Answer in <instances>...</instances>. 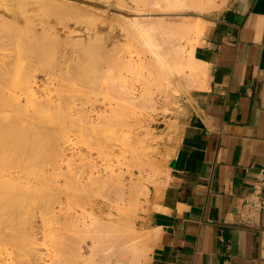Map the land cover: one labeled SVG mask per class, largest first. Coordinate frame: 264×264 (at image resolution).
Returning <instances> with one entry per match:
<instances>
[{"label":"rangeland","instance_id":"1","mask_svg":"<svg viewBox=\"0 0 264 264\" xmlns=\"http://www.w3.org/2000/svg\"><path fill=\"white\" fill-rule=\"evenodd\" d=\"M26 1L0 0V264H144L149 198L204 73L194 49L229 0L194 1L174 45L132 21L137 0Z\"/></svg>","mask_w":264,"mask_h":264},{"label":"crops","instance_id":"2","mask_svg":"<svg viewBox=\"0 0 264 264\" xmlns=\"http://www.w3.org/2000/svg\"><path fill=\"white\" fill-rule=\"evenodd\" d=\"M194 59L144 264H264V0H229Z\"/></svg>","mask_w":264,"mask_h":264},{"label":"bare ground","instance_id":"3","mask_svg":"<svg viewBox=\"0 0 264 264\" xmlns=\"http://www.w3.org/2000/svg\"><path fill=\"white\" fill-rule=\"evenodd\" d=\"M17 1H18V0H17ZM25 1H26V0H25ZM35 1H36V0H35ZM38 1L41 2L40 4H42V6H44L45 4H46V5H47V4H48V5H53V4H51V3L49 2V0H47V1H46V0H42L43 2H42L41 0H38ZM44 1H46L47 3H45ZM50 1H52V0H50ZM53 1H54V0H53ZM53 1H52V3H53ZM56 1H57V0H55V2H56ZM120 1H121V0H120ZM125 1H126V0H125ZM125 1H124V2H125ZM137 1H138L139 3H137ZM137 1L135 0V3H137L138 5H139V4H140V5L143 4V5H145V6H144V7H143V6L141 7V6H138V5L136 4V5H137V7H135V9H136V13L134 14L135 18H132V21H133L135 24H137V25H139V26L141 27V26H143L144 22L141 21V23H140V20H141V19H144L143 17H145V16L148 17V18L150 17L151 21L153 22V23H152L153 26L156 27V28H155V27H154V28L157 29V30L159 31V33L162 32V34L164 33V34H166V35H167V33H168V34H171V37H169L170 35L167 37L168 39H169V38L172 39V36H175L174 34H175V31H177V29L179 30V33H180L179 35H181V34L184 32V36H185V33H187V32H185V31L189 30L190 28L196 29V25L198 24V23H196V22H198V21H197V18H196V21H195L194 18H193V20L195 21L194 23H196V25H195L194 23H192V24H194V25H192V26H195V27H192L191 24H189V25L187 24V25L190 26V27H188L187 25L184 24V26H183V28H182V26H181L179 23H182V21H183V22L186 21L188 18L185 20V18H181V17H186V16L188 15L187 12H186V9H187V8L189 9L188 6H190L192 9L194 8V7L192 6L194 1H195V3H196L197 1H199V2H197V3L199 4V5H198L199 7H200V4H201V6H203L202 4L205 3L204 0H192V1H190V0H137ZM202 1H203V3H201ZM209 1H210V0H207V1H206V2H208V3H206V4H207V9L210 7L211 3H212L214 0L211 1L210 3H209ZM215 1H216V0H215ZM215 1H214V3H215ZM8 2H9V1H8ZM15 2H16V0H11V5H12V7H13V5L15 4ZM31 2H34V0H33V1H32V0H27L26 3H25V2H24V3L27 5V4H31ZM39 2H38V3H39ZM107 2H108V1H107ZM124 2H123V3H124ZM133 2H134V1H133ZM44 3H45V4H44ZM58 3H59V1H57V4H58ZM118 3H119V1H118ZM195 3H194V5L197 4V3H196V4H195ZM3 4H4V3H3ZM61 4H64V3L61 2ZM61 4H60V5H61ZM121 4H122V3H121ZM127 4H128V3H127ZM8 5H9V3H8ZM8 5H7V9H10L11 6H10V5L8 6ZM54 5H55V4H54ZM60 5H59V6H60ZM64 5H65V4H64ZM64 5H62L63 9H64L65 6L67 5L69 8H70V7H73V11H74V10L77 11L76 9H74V6H76V5H74V4H73L74 6H71L72 4H70V6H69L68 4H66L65 6H64ZM104 5H105V4H104ZM122 5H123V4H122ZM212 5H214V4L212 3ZM212 5H211V6H212ZM215 5H216V4H215ZM3 6H4V5H3ZM42 6H41V7H42ZM154 6H155V7H154ZM157 6H158V8H157ZM198 6L196 5L195 7H198ZM204 6H205V5H204ZM57 7H58V5H57ZM60 7H61V6H60ZM60 7H58V8L60 9ZM62 7H61V8H62ZM68 7H67V8H68ZM76 7H77V9H79L78 6H76ZM79 7H80V6H79ZM199 7H198L197 9H201V10H202V8H201V7L199 8ZM213 7H214V6H212V8H213ZM21 8H22V7H21ZM43 8H44V7H43ZM93 8H94V7H93ZM191 8H190V9H191ZM205 8H206V7H205ZM11 9H12V8H11ZM65 9H66V8H65ZM84 9H86L85 6H84ZM97 9H98V8H97ZM197 9L194 8L193 10H197ZM51 10H52V9H51ZM67 10H69V9H67ZM70 10H72V8H70ZM89 10H90V9H89ZM102 10H103V9H102ZM208 10H210V9H208ZM44 11H45V10H44ZM75 11H74V13H75ZM80 11H82V9H81ZM173 11H174V12H173ZM45 12H46V11H45ZM45 12H44V13H45ZM55 12H56V11H55ZM69 12H70V11H69ZM77 12H78V11H77ZM77 12H76V13H77ZM90 12H91V11H90ZM92 12H93V11H92ZM101 12H102V11H101ZM5 13H6V12H5ZM71 13H72V11H71ZM94 13H95V12H94ZM196 13H197V12H196ZM199 13H200V12H199ZM199 13H198V15H199ZM98 14H99V12H98ZM58 15H59V14H58ZM118 15H119V14H118ZM191 15H193V14L191 13ZM131 16H132V15H131ZM141 16H143V17H142L141 19H139V17H141ZM170 16H172V17H170ZM173 16L180 17V18H177L178 20H177V19L174 20V19H173ZM196 16H197V15H196ZM27 17H28V16H27ZM146 17H145V18H146ZM155 17H156V18H155ZM158 17H159V18H158ZM167 17H170V18L168 19ZM120 18H121V17H120ZM120 18H119V19H120ZM127 18H128V17H127ZM92 19H93V18H92ZM110 19H111V18H110ZM122 19H123V18H122ZM122 19H121V20H122ZM189 19H190V18H189ZM198 19H199V18H198ZM111 20H113V19H111ZM129 21H131V20L128 19V22H129ZM132 21H131V22H132ZM103 22H104V21H103ZM133 22H132V23H133ZM186 22H188V20H187ZM118 23H119V22H118ZM132 23L129 22L128 24L131 25ZM142 23H143V24H142ZM175 23H178L177 26H178V25H180V26H179V27H176V26H175ZM188 23H189V22H188ZM149 24H150V23H149ZM149 24H148V25H149ZM137 25H136V26H137ZM198 25H199V24H198ZM118 26H119V25H118ZM133 26H135V25H133ZM136 26H135V27H136ZM153 26H151V29H152V30H153ZM186 26H187V27H186ZM66 27H67V26H66ZM143 27H146L145 24H144ZM157 27H160V28H157ZM136 29H137V28H136ZM142 29H144V28H142ZM183 29H184V30H183ZM185 29H186V30H185ZM193 29H192V30H193ZM197 29H198V28H197ZM71 31H73V30H71ZM139 31H140V30H139ZM142 31H143V30H141V32H142ZM189 31H191V30H189ZM68 32H69V31H68ZM155 32H157V31H155ZM165 32H166V33H165ZM177 32H178V31H177ZM177 32H176V34H178ZM181 32H182V33H181ZM195 32H196V31H195ZM157 33H158V32H157ZM173 33H174V34H173ZM189 33H191V32H188V34H189ZM197 33H198V31H197ZM160 34H161V33H160ZM172 34H173V35H172ZM199 34H200V33H199ZM153 35H154V34H153ZM153 35H152V36H153ZM157 35H158V34H156V36H157ZM166 35H165V36H164V35H160L161 37L164 36V37H162V40H163V39H165V40L167 39V38H165ZM186 35H187V34H186ZM156 36H155V37H156ZM176 36H177V35H176ZM184 36H182V37H184ZM161 37H160V38H161ZM173 38H174V37H173ZM179 38H181V36H180ZM170 39H169V40H170ZM175 39L177 40V38H175ZM182 39H183V38H181V40H182ZM172 40H174V39H172ZM172 40H170L169 43H173V42H171ZM72 42H73V40H72ZM167 42H168V41H166V42L163 41V42L161 43V41H160L161 45L165 43L163 46H166V47H168V49H169V46H167V44H166ZM177 42H178V41H177ZM174 43H176L175 40H174ZM174 43H173V45H174ZM181 44H183V43H181ZM74 45H75V44H74ZM169 45H170V44H169ZM114 46H115V45H114ZM171 46H172V44L170 45V49H169V50L173 51L172 49H174V48L171 49ZM175 46H176V44H175ZM172 47H173V46H172ZM167 51H168V50H167ZM173 52H177V49H176V50L174 49ZM173 52H172V53H173ZM169 54H170V52H169ZM169 54H168V55H169ZM173 55H174V54H173ZM176 55H177V53H176L174 56H176ZM169 56H171V55H169ZM172 57H173V56H172ZM177 57H178V56H177ZM165 58H166V57H165ZM168 58L171 60L170 57H168ZM167 61H168V59H167ZM167 61H166V62H167ZM174 61H175V60H174ZM176 61H177V60H176ZM164 63H165V62H164ZM96 74H97V73H95L94 76H96ZM98 74H99V73H98ZM92 76H93V75H92ZM96 77L98 78V76H96ZM88 78H89V77H88ZM90 78H91V77H90ZM97 78H94L93 81H96ZM92 79H93V78H91V83L93 82ZM139 182H140V181H139ZM136 184H137V183H136ZM130 187H131V186H130ZM136 187H137V186H136ZM139 187H140V186H139ZM139 187H138V188H139ZM133 188H134V187H133ZM132 190H133V189H132ZM132 190H130V191H132ZM120 195H121V194H120ZM135 195H137V194H135ZM121 197H122V196H121ZM130 198H131V197H130ZM130 198H129V199H130ZM132 216H133V215H132ZM102 223H103V222H102ZM113 223H114V222H113ZM104 224H105V223H104ZM107 228H108V227H107ZM115 236H116V235H115ZM115 236H111V238L113 237V238L115 239ZM119 237H120V236H119ZM101 238H102V237H101ZM109 239H110V238H109ZM119 239H120V238H119ZM121 239H122V238H121ZM121 239H120V241H121ZM110 240H112V239H110ZM117 240H118V238H117ZM123 240H124V238H123ZM123 240H122L121 242H123ZM103 241H104V240H103ZM115 241H116V239H115ZM115 241H114V242H115ZM100 242H101V239H100ZM121 242H118V244H117V243H115V244L118 245V246L116 245V246L118 247V251L121 252V253H124L125 246H126L127 244H128L127 246H130V244H129V243H126V241L124 240V242H125V244H126V245L124 244V245H125V246H124V245H122L124 242H123V243H121ZM127 242H128V241H127ZM98 243H99V242H98ZM110 243L112 244V242H110ZM111 244H110V245H111ZM133 245H136V244L133 243ZM143 245H144V244H143ZM127 246H126V247H127ZM131 246H132V245H131ZM136 246H137V245H136ZM136 246H135V247H136ZM113 247H115V245H114ZM109 248H110V247H109ZM111 248H112V247H111ZM127 248H128V247H127ZM130 248H132V247H129V248H128V252H130V250H131ZM140 249H141V248H140ZM142 249H143V248H142ZM108 250H110V249H108ZM135 251H137V249L134 250V251H133V249H132V252H135ZM141 251H142V250H141ZM107 253H108V252H107ZM107 253H106V254H107ZM137 253H138V252H137ZM125 254H126V253H125ZM127 254H128V253H127ZM129 254H131V252H130ZM131 255L133 256L134 254H131ZM106 256H107V255H106ZM121 256H122V255H121ZM132 256L130 257V255H129V258L132 259ZM134 256H135V255H134ZM139 256H140V255H139ZM113 257L116 258V259L118 258V256H117V257L113 256ZM137 257H138V256H137ZM122 258H125V257L123 256V257H121V259H117L118 262H119V260H121V261H122L121 263L123 264V262H124L125 260L128 259L127 261L124 262V264H127L126 262L130 261V259L127 258V257H126L127 259L125 258V260H122ZM116 259H115L114 261H116ZM137 259H138V258H137ZM103 260H104V259H103ZM111 260H112V259H111ZM133 260H134V259H132L131 262H132ZM107 261H108V259H107ZM102 262H104V261H102ZM105 262H106V261H105ZM106 263H107V262H106ZM109 263L111 264V262H109Z\"/></svg>","mask_w":264,"mask_h":264}]
</instances>
